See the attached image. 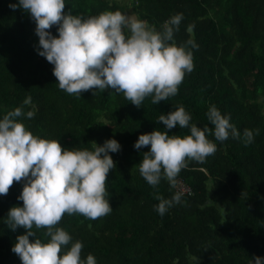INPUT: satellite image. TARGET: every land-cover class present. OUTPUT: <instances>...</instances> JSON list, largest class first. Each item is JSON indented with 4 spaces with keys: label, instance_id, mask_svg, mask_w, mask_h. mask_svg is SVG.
I'll use <instances>...</instances> for the list:
<instances>
[{
    "label": "trees",
    "instance_id": "obj_1",
    "mask_svg": "<svg viewBox=\"0 0 264 264\" xmlns=\"http://www.w3.org/2000/svg\"><path fill=\"white\" fill-rule=\"evenodd\" d=\"M17 2L0 0V119L16 107L25 113L34 107V118H16L33 135L59 140L69 150H92L91 142L102 146L108 139L121 146L109 153L116 164L108 175L113 211L97 220L65 215L57 225L83 244L81 258L92 254L97 264H250L253 256L264 258V0H65L66 14L119 10L157 31L183 14L174 40L198 46L192 49L194 69L175 97L157 105L148 97L139 109L111 89L81 96L60 90L53 66L37 54L34 20L9 8ZM50 31L58 36L56 26ZM29 96L31 105L24 106ZM180 105L192 124L212 130L207 113L215 105L240 138L220 142L209 134L216 153L203 164L190 161L180 172L177 180L190 194L160 216L155 195L170 199L175 189L166 179L155 189L147 184L139 163L149 148L133 145L141 134L164 131L158 117ZM245 129L259 130L247 146ZM173 134L190 133L177 126L169 130ZM23 183L0 196V264H21L12 247L26 231L12 230L7 219L12 207L23 206L17 199ZM33 230L46 242L43 230Z\"/></svg>",
    "mask_w": 264,
    "mask_h": 264
},
{
    "label": "clouds",
    "instance_id": "obj_2",
    "mask_svg": "<svg viewBox=\"0 0 264 264\" xmlns=\"http://www.w3.org/2000/svg\"><path fill=\"white\" fill-rule=\"evenodd\" d=\"M65 0H18L9 8L29 13L35 22L38 39L37 54L52 68L58 87L69 95L81 96L113 90L138 109L146 98L153 105L178 94L185 75L194 69L193 52L198 46L193 40L177 45L174 33L179 31L182 13L175 14L157 31L154 25L134 14L103 11L94 16L65 13ZM56 26L58 36L51 34ZM194 25H189V29ZM31 105V97L23 101ZM32 119L35 109L24 112L16 107L0 119V196L7 195L14 183L23 181L17 198L22 207H12L7 223L12 230L23 228L26 234L16 237L12 247L21 264H97L88 254L81 258L83 244L72 242L71 235L57 227L65 215H80L97 220L109 215L108 175L116 164L109 153L121 150L115 139L102 146L91 142L92 150L65 149L59 140L33 135L17 117ZM207 118L214 130L191 123L192 117L180 105L158 117L165 130L141 134L133 147H148L139 163L140 176L152 188L161 179L177 188V177L190 161L203 164L217 151L216 141L240 138V132L222 115L215 105L208 109ZM179 126L189 129L187 135H169ZM259 130L245 129V145L251 144ZM183 192H174L170 199L157 194L156 211L163 216L180 204ZM90 227V226H89ZM36 230H43L44 239ZM29 237H36L34 242ZM71 246L69 247V244ZM250 264H264V258L252 257Z\"/></svg>",
    "mask_w": 264,
    "mask_h": 264
},
{
    "label": "built area",
    "instance_id": "obj_3",
    "mask_svg": "<svg viewBox=\"0 0 264 264\" xmlns=\"http://www.w3.org/2000/svg\"><path fill=\"white\" fill-rule=\"evenodd\" d=\"M178 190L182 191L183 192V195L184 194H190L189 189L185 185H183L181 183H179L178 186H177V188H175V192L178 191Z\"/></svg>",
    "mask_w": 264,
    "mask_h": 264
}]
</instances>
